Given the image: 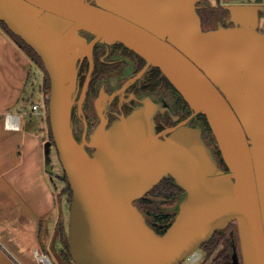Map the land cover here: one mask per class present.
Masks as SVG:
<instances>
[{"label":"water","instance_id":"water-1","mask_svg":"<svg viewBox=\"0 0 264 264\" xmlns=\"http://www.w3.org/2000/svg\"><path fill=\"white\" fill-rule=\"evenodd\" d=\"M200 1L0 0V20L40 55L51 79L48 114L72 189L74 264H182L232 221L243 264H264V3H225L224 18L204 30ZM81 29L95 37L89 41ZM98 40L122 41L159 66L192 114L158 132L156 112L171 107L148 96L79 140L78 62L86 54L92 59ZM198 113L206 115L228 169L203 137L204 124L188 123ZM166 176L185 193L158 233L135 201ZM232 264H241L236 251Z\"/></svg>","mask_w":264,"mask_h":264},{"label":"crops","instance_id":"crops-1","mask_svg":"<svg viewBox=\"0 0 264 264\" xmlns=\"http://www.w3.org/2000/svg\"><path fill=\"white\" fill-rule=\"evenodd\" d=\"M48 96L43 70L0 24V264H44L37 253L65 264L59 221L68 228V199L56 194L46 162ZM7 112L20 114V129L5 127Z\"/></svg>","mask_w":264,"mask_h":264},{"label":"flooded vegetation","instance_id":"flooded-vegetation-1","mask_svg":"<svg viewBox=\"0 0 264 264\" xmlns=\"http://www.w3.org/2000/svg\"><path fill=\"white\" fill-rule=\"evenodd\" d=\"M88 1L97 4V0ZM201 1L198 3V12L202 18V27L204 30L211 29L206 27L204 16L199 11ZM80 33L86 36L89 41L95 37L94 33L86 29H81ZM78 66V89L73 105V122L74 133L79 140H82L84 134L89 138L91 132L102 120L109 126L121 115L132 112L148 96L156 100H165L171 107L167 110L158 109L156 112L155 121L158 132L175 126L193 112L179 91L168 84V78L162 69L149 63L141 53L122 41L109 43L98 40L92 51V59L90 55L86 54L79 60ZM88 79L89 83L80 105L79 101ZM199 114L191 117L188 123L202 121ZM203 137L214 149L220 159V164L228 169L217 146L215 136L208 135L207 129L204 128ZM173 208H178V205ZM224 230L226 239L227 237L231 238L233 253L235 251L238 253L240 263L243 264L237 222H230ZM224 247L225 243L221 242L211 253L213 255L211 261L222 252ZM207 251L205 247V252L208 254Z\"/></svg>","mask_w":264,"mask_h":264},{"label":"trees","instance_id":"trees-1","mask_svg":"<svg viewBox=\"0 0 264 264\" xmlns=\"http://www.w3.org/2000/svg\"><path fill=\"white\" fill-rule=\"evenodd\" d=\"M230 1L231 0H227L226 3ZM200 4L201 7L199 11L204 16L205 25L207 28L216 27L217 20L220 18H224V16L228 12V10L223 7V4H225V2H221V0H217L215 5H213L209 0L206 1L202 0ZM0 24L20 44V46L37 63V65L43 70L45 88L47 90V93L50 94L51 79L40 55L29 44H27L20 36L12 32L4 21L0 20ZM167 81L168 84L175 89L173 84L168 79ZM48 103H49V98H47V106ZM199 118L202 120L201 122L204 124V128L207 129L208 135L214 137L212 128L208 122L206 115L200 113ZM48 121H49L50 141L54 143L49 114H48ZM64 180L67 185L62 189L60 195L68 194L67 196L68 201L71 202L72 189L66 175L64 177ZM184 193H185V189L183 188L182 185H180L177 182V180L174 177L166 176L158 185H156L146 195L137 199L135 201V204L145 215L147 223L150 224L158 233H164L166 229L170 226L172 221L174 220L175 216L178 214L177 208H173V206L178 205ZM59 228L62 231V236L64 240V248L61 249L60 251L62 259L65 264H74L68 250L69 247L68 228L63 220L59 221ZM230 241L231 238L227 237L226 239L225 230L223 229V230H217L214 236L211 238V240L203 245L208 250L207 251L208 255H211V253L217 248V246L221 242L225 243V247L222 250V252L219 255H217L209 264H232L233 245ZM182 264L185 263L183 262Z\"/></svg>","mask_w":264,"mask_h":264},{"label":"rangeland","instance_id":"rangeland-1","mask_svg":"<svg viewBox=\"0 0 264 264\" xmlns=\"http://www.w3.org/2000/svg\"><path fill=\"white\" fill-rule=\"evenodd\" d=\"M206 1V0H204ZM213 5L216 4L217 0H209ZM227 0H221V2H226ZM255 1H259V0H231L230 2H255ZM264 3V0H260ZM259 28L264 31V12H261V16H260V26ZM46 160H50L51 162V166L52 168L48 170L49 174L51 175V178L54 182V186H55V190H56V194H60V192L62 191V189L67 185L64 177H65V172H64V168L63 165L60 161L58 152H57V148L55 146L54 143L50 142V146L48 147V152H47V159ZM47 162V161H46ZM66 198L68 196L65 195ZM68 199V198H67ZM67 202V207H66V214L68 215V226H69V214H70V206H71V202L69 203L68 200H66ZM179 208V206H178ZM65 214V217H66ZM66 219V218H65ZM66 219V220H67ZM200 253H201V258L199 261H197L194 264H208V262L211 261L213 255H208L205 252V247H201L199 249ZM53 260L55 261L54 264H59L57 261V256L53 253ZM185 264H192L191 261H189V259H186L183 261Z\"/></svg>","mask_w":264,"mask_h":264},{"label":"built area","instance_id":"built-area-1","mask_svg":"<svg viewBox=\"0 0 264 264\" xmlns=\"http://www.w3.org/2000/svg\"><path fill=\"white\" fill-rule=\"evenodd\" d=\"M49 97V96H48ZM40 103H34L33 109L36 111L40 110ZM4 125L9 130H18L20 129V114L19 113H13V112H7L4 114ZM37 258L43 262L44 264H54L51 260L50 256L48 254L44 253H37ZM201 258L200 251L195 252L192 254L188 259L191 261L192 264L199 261ZM13 264H18L16 261H14Z\"/></svg>","mask_w":264,"mask_h":264}]
</instances>
